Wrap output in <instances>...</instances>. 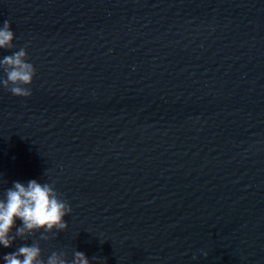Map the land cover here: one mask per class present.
Masks as SVG:
<instances>
[{
    "label": "water",
    "instance_id": "1",
    "mask_svg": "<svg viewBox=\"0 0 264 264\" xmlns=\"http://www.w3.org/2000/svg\"><path fill=\"white\" fill-rule=\"evenodd\" d=\"M5 20L0 59L26 46L36 76L29 97L0 85V198L35 179L72 213L0 264L36 241L90 264H264V0H0Z\"/></svg>",
    "mask_w": 264,
    "mask_h": 264
},
{
    "label": "clouds",
    "instance_id": "2",
    "mask_svg": "<svg viewBox=\"0 0 264 264\" xmlns=\"http://www.w3.org/2000/svg\"><path fill=\"white\" fill-rule=\"evenodd\" d=\"M15 40L12 25L5 20L0 26V49L15 48ZM0 71L6 76L0 79L4 89L18 97L32 95L30 86L34 82L36 68L29 62L26 46L0 59ZM71 213V206L54 184L40 183L35 179L26 184L13 182L12 187L7 188L0 198V245L10 248L17 239L25 240L36 232L42 233L41 240H48V234L55 236L67 230L69 225L65 217ZM17 220L22 221V226H16ZM203 255L207 256L208 253L204 252ZM3 259L6 264H90L89 258L81 251H75L71 261L67 259L66 253L56 251L45 259L39 241L21 245Z\"/></svg>",
    "mask_w": 264,
    "mask_h": 264
}]
</instances>
